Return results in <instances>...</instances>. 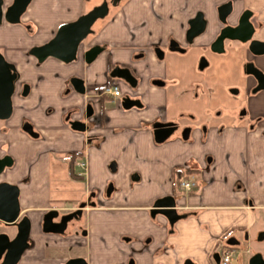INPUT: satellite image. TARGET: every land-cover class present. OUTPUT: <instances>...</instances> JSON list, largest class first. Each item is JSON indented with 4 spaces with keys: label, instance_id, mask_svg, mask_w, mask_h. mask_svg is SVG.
<instances>
[{
    "label": "crops",
    "instance_id": "obj_1",
    "mask_svg": "<svg viewBox=\"0 0 264 264\" xmlns=\"http://www.w3.org/2000/svg\"><path fill=\"white\" fill-rule=\"evenodd\" d=\"M40 1L37 0L36 3L39 4ZM77 1L66 0V3L72 5ZM227 1L232 6L230 14H240L244 9L254 14L251 18V23L256 28L254 35L264 39V0H165V11L174 10L180 14L199 12L211 16L217 14V7ZM46 5L48 9H45L50 11L53 6L50 0H46ZM77 15L49 12L31 14L40 17L38 20L41 24L51 18L58 24L72 20ZM124 17V14L114 17L110 15L97 29L96 39L107 45L90 62L83 61L81 57L66 63L47 59L36 67L31 56L20 54V48L13 49L14 51L6 48L7 56L17 62L19 80H25L29 85L27 95L14 94L12 113L0 123V155L8 154L11 158L10 164L0 172V181L17 186L19 215H26L30 221L28 237L32 246L25 249V261L21 264H43L41 257L49 260L47 264H58L59 257L51 255L59 253V245L64 240L66 245L76 244L71 248L66 247V257L69 254H82L89 257L90 263H100L107 256H112L110 251L114 250L113 243L121 233L132 234L138 239L149 235L151 241L155 242L164 236L177 243V252L182 256H191L198 264L205 263L204 256L214 240L230 227L244 228L248 233V242L251 239L249 216L254 211L250 210L264 207L263 173L239 174L245 186L242 183L243 187L236 188L232 186L233 182L228 180V176L224 177L217 169L218 172L209 175L214 178L218 174L219 180L215 187L209 189L204 185L183 197L177 191V167L195 163L193 158L200 162L201 153H195L193 147L191 150L186 147L180 150L174 148L167 152L168 149L165 148L168 145L165 143L169 141L176 145L188 142L179 141L175 137L158 142L153 140L145 123L160 113L157 110L162 104V99L157 97L160 96L159 92L155 96V90L152 93L153 88L143 82L150 88L145 95L149 103L147 108L123 109L119 106L118 98L105 97L101 102L97 101L94 93L106 81L109 69L119 57V51L113 43L115 38L127 32L122 26ZM126 18H130L129 14ZM39 34L41 33L38 32L37 36ZM123 50L126 56L129 49ZM120 60L125 62L126 58ZM72 76L82 79L83 92L74 89L70 82ZM110 79L111 75L107 81ZM87 100L93 112L101 113L105 120L86 130L72 127V119L67 118V113L70 118L79 117L80 109ZM105 101L110 104H104ZM24 119L32 123L38 133L36 136L22 130L21 122ZM261 133L260 130L245 131L240 126L225 127L220 131L214 130L209 135L213 139H209L208 144L215 149L216 154L223 152L226 155L222 158L239 157V160L248 161L264 155V135ZM87 134L92 137L90 141L85 140ZM117 159L139 161L149 171V175L153 176L155 182L152 186L149 183L143 184L131 194V198L145 202H123V197H119L121 202H117L114 194L108 199L104 197L108 195L104 191V185L111 178L107 169H113L115 164L110 161L117 163ZM78 161L83 162L82 166ZM76 165L82 170H77ZM200 174L203 179L210 178L206 173ZM89 191H94L96 203L87 205L84 209V219L90 234L88 247L77 246L78 243L85 244L87 240L66 231V227L63 233H44L40 230L42 215L46 210L56 209L57 216L65 213L85 199ZM166 194L178 197L177 204H186L197 210L196 214L179 219L175 223V230L169 233L159 226V223L164 222L163 215L156 214L152 218L146 212L154 199ZM0 226L1 230L2 221ZM7 230L13 233L14 227L9 226ZM138 247L139 244H136L135 249H139ZM86 252H89L88 255Z\"/></svg>",
    "mask_w": 264,
    "mask_h": 264
},
{
    "label": "flooded vegetation",
    "instance_id": "obj_2",
    "mask_svg": "<svg viewBox=\"0 0 264 264\" xmlns=\"http://www.w3.org/2000/svg\"><path fill=\"white\" fill-rule=\"evenodd\" d=\"M11 1L12 0H1L2 12L11 3ZM36 1L37 0L28 1L19 16V21L17 23H13V25L17 27H7V25L11 26L12 23L6 22L3 18L0 21V53L7 62L12 64L11 69L15 73V77L13 79V89L10 94V112L7 117L0 119V122L9 118L12 113V98L14 94L25 96L29 91L27 81L19 80L20 72L17 70V62L15 59H11L7 56L6 48H9L10 50L20 48V43L17 42V40L21 42V40L29 37L30 35L31 37H37L39 27L34 26L32 22L29 21V17L32 14L31 6L34 5ZM52 1L53 0H50L51 3ZM92 1L93 2L90 6L81 12L82 7L85 4L90 3L91 0H78V3H80V10L76 14H85L94 6L105 3L106 16L101 18V20L106 19L108 14L113 17L124 14V25L122 26L127 30V32L123 35L114 39L117 42L115 41L113 45L117 47L119 57H117L118 59L109 69L106 77L108 78L110 72H112L114 75L111 76V79H114L115 81H112L111 79L107 81L106 78V81L98 87L94 93L98 102H101V100L105 97H109L111 99L118 98L117 100L119 106L123 109L130 107L147 108L149 103L145 99V95L149 93L150 88H147V86L144 85L143 82L145 81V83H147L146 85L151 84L150 87L153 88L152 93L155 90L156 93L159 92V95L163 96L161 112L158 113V115L151 117L145 123V125L150 129L154 141L153 129L156 127L171 128L167 136L161 141L175 137L180 141L190 142L194 139V136L199 135L200 141L205 143L209 139V135H211L214 130L220 131L225 127L232 126L234 128L238 126L243 127L245 131L260 130V132H262L261 134L264 135V39L255 37L254 35L256 28L251 23V18L254 14H251L250 11V14H248V21L252 25L250 38L257 40V44L253 45L255 49L253 51L248 48V41L223 38L222 41L218 43L216 40L221 27L224 24H236L237 19L241 14H226L223 17V21L220 19L219 14H211V16H208V14H200L203 25L200 30H196L197 26L194 19L196 18V13L198 12H194L192 14H180L174 10L166 12L165 0ZM40 2H42L44 7L48 9V6H45L46 0H41ZM54 2L55 1H53V6L55 5ZM74 3L75 2H73L72 5L66 3L64 7H62L63 10H60L59 12L69 13L75 5ZM127 14L130 16L128 19L126 18ZM58 24H61V22ZM56 27L57 24L51 33L45 38L39 41L32 40L27 44L25 54L33 58V64L36 67L41 65L47 59H55L62 63H66L81 57L83 61H85V56H90V52L86 53L85 51L98 46L101 49L92 57L90 60L92 61L103 50H105L107 43L96 39V31L98 28L93 29L91 24V31L78 42L75 57L69 61H63L52 55H47L41 60H38L34 55L28 53V49L32 45L40 44L49 39L55 32ZM14 28H17V32L12 31L16 30ZM22 28H26L27 32H24ZM123 48L129 49L126 52V56L123 54ZM191 52L195 53L194 59L191 60V68L194 71H203L214 62L227 64L225 67L227 75L228 77H232L235 81V83L228 88L231 99H223L221 95L214 97L215 94L206 91L207 102L202 104L200 109L202 110L201 112L198 110L183 109L178 110L175 115H168L164 110V94L167 91L168 85H171L177 80V75L169 70L167 65L171 62H177L181 59L180 57L187 56ZM123 58H126V61L120 62V59ZM236 64L238 66V71L231 73L232 70L230 69V66ZM123 68H126L128 72L123 70ZM207 80L209 79L207 78ZM111 83H114L117 86L118 92L115 95H110L103 91V88ZM198 87H200V82L196 80L190 88L191 97L195 100L198 98ZM141 88H145L143 92L141 91ZM64 91L66 92V86L64 87ZM80 110L79 117L70 118L69 113H67V118H69V120L72 119L82 122L84 125L83 130L92 126H97L102 122V120H105V117L103 118L101 113L93 112L92 106L88 100ZM201 113L205 115L203 118L198 116ZM64 118L66 120V112ZM26 123L30 124L31 129L35 132V134L29 133L25 130V128H23ZM21 128L30 135L36 136L38 134L33 128L32 123L27 119H24L21 122ZM90 138H92L90 134H87L85 140L90 141ZM205 157L203 156V158H200L202 159L204 165L209 164L212 161L211 156L206 154ZM259 157H256V159H259ZM193 160L196 162L191 165L188 164L186 166L182 165L177 167L180 174L177 188L178 185L182 187L179 184L181 179H187L192 182L188 187H182L184 189L183 197H186L188 192L196 190H191L192 187L197 186L198 190L200 185L207 184L210 181V179H208V181L202 182V180L195 178L194 175L199 173V161L197 158H193ZM241 161H243L247 166V170L245 171L248 173H258V167L252 165L254 161H247L243 159ZM256 161L257 160H255V163ZM4 168L5 167H3L1 171ZM261 171L264 174V168L261 169ZM134 177L137 176L134 175ZM232 186L238 188L242 186V184L239 182V185L237 186L232 183ZM109 188H112L111 183H108L105 187L104 191L106 194H109V192L107 193ZM171 195L174 197V207L176 208V212L184 213V216L169 222L163 215L164 222L159 223V226L164 232L168 233L175 230V223L179 219L185 218L191 214L194 215L197 211L195 207H191L186 204H177L179 202V198L174 196V194ZM93 196L94 191H89L87 197L79 202L84 203V205L79 208L80 210L74 211L78 205L73 209L66 210V213L72 210L74 211L66 220V231L69 230L87 240L85 241V244L78 243L77 246L79 247H83L84 245L88 247L89 245L88 239L90 238V234L84 219V209L87 205H93L96 203ZM247 201L250 202V199ZM150 208L151 206H148L146 209L148 215H151ZM156 214L160 213H154L151 215L152 218H154ZM59 215H56L54 219L57 220ZM83 222L84 225L82 224ZM8 227V225L3 224V228L1 230H7ZM40 230L44 233L49 232L42 229L41 223ZM237 230L240 231V235L235 233ZM63 231L61 233H63ZM13 233L9 232V235L12 236ZM263 237V231H259L257 239L260 240ZM26 241L27 246L23 248L15 264H21L25 261L24 251L28 247L32 246V242L29 240L28 235ZM245 242H248V233L244 228L230 227L226 229L214 240L212 246L208 252H206L204 256V264H226L229 259L225 263L221 262V256L226 250L232 252L231 256L236 253L235 259L237 264H248L249 256L259 251H249ZM136 244H139V249H135ZM73 246H76V244L66 245V240L61 241L59 245V253L51 256L59 257L58 264H65L67 258L74 256H80L84 258L86 264H92L89 262V257L82 254H69L66 257V247L71 248ZM149 246L151 249H148ZM113 248L114 250L110 251L112 254L111 257L107 256L103 261L96 264H198L197 260L191 256H182L179 252H177V243L165 239L164 236L155 242L151 241V237L149 235L142 236L138 239L132 234L121 233L115 239ZM88 253L89 252H86L87 255ZM2 255L3 253H1L0 257H2ZM42 256H44L43 252ZM41 258L42 261H44H41L43 264L49 263V260L45 257Z\"/></svg>",
    "mask_w": 264,
    "mask_h": 264
},
{
    "label": "water",
    "instance_id": "obj_3",
    "mask_svg": "<svg viewBox=\"0 0 264 264\" xmlns=\"http://www.w3.org/2000/svg\"><path fill=\"white\" fill-rule=\"evenodd\" d=\"M29 0H12L11 3L2 12L1 0H0V21L3 18L8 23H17L19 16L24 10ZM232 11L231 2L227 1L217 7V14L223 21V17L226 14H230ZM106 5L101 3L94 6L85 14H80L75 19L58 24L53 35L46 41L32 45L28 49V53L34 55L38 60H41L47 55L55 56L63 61H69L75 57V51L78 42L91 31V24L95 20L101 19L106 16ZM196 30H200L203 25L200 14L196 13ZM241 15L237 19V23L234 25L224 24L219 34L216 37L218 43L223 38L238 39L240 41H248V48L255 50L253 45L257 44V40L250 38L252 25L248 21V14L250 12L244 9ZM98 46L88 49L90 56H85V61H90L92 57L100 50ZM12 64L7 62L3 55L0 53V119L7 117L10 112V94L13 89V79L15 77L14 71H12ZM126 72L128 70L123 68ZM113 76L114 73L110 72ZM75 90L83 92L84 87L82 79L76 76L70 78ZM70 125L74 128L83 130L84 125L78 120H71ZM29 133L35 134L32 131L29 123L23 126ZM171 128L169 127H156L153 129V135L155 141L163 140L169 133ZM185 136V135H184ZM11 162V158L8 154L0 156V171L4 166H8ZM110 191L107 190V193ZM18 188L15 184L8 183L6 181H0V221L3 224L14 227V233L9 235V230H0V264H15L21 251L27 246V235L30 227V221L26 215H19L18 205ZM84 205L83 202L79 203L74 211L80 210L79 208ZM69 211L61 213L57 220L53 217L57 215L56 209H48L42 215L41 225L44 231L62 232L66 227V220L74 212ZM150 213H160L164 215L169 222L174 221L177 218L184 216V213H177L174 207V197L171 194L162 195L157 197L152 202ZM261 236V235H260ZM65 264H86L84 258L80 256L69 257L66 259ZM248 264H264V258L259 252L251 254L248 258Z\"/></svg>",
    "mask_w": 264,
    "mask_h": 264
},
{
    "label": "rangeland",
    "instance_id": "obj_4",
    "mask_svg": "<svg viewBox=\"0 0 264 264\" xmlns=\"http://www.w3.org/2000/svg\"><path fill=\"white\" fill-rule=\"evenodd\" d=\"M53 1H55L54 2L55 5L52 7V10L50 9L51 11H47L42 2H40L39 4L35 3L34 5L31 6L32 14H47L48 12L49 14H76L80 10V7H79L80 3H78L77 1L74 3L75 5L72 7L69 13L59 12L60 10H63L62 7H64V5L66 4V0H53ZM53 1H52V4H53ZM92 2L93 1L91 0L90 3L85 4L82 7L81 12L83 10H86ZM79 15L80 14H78L77 16ZM108 17H110V14H108L107 18ZM29 18H30L29 21H31L34 26H37V27L39 26L38 32H40L41 34H39V36L37 37L35 36L31 37L30 35L29 37L21 40V42L17 40V42L20 43L19 44V47L21 49L20 54L22 55H26L25 48L30 41L32 40L39 41L41 37L47 36V34H50V30L52 29L54 24H56L54 18H51L50 21L48 20L43 21L44 22L43 24H41L39 22L40 20H38L40 19V17L30 16ZM104 20L105 19L96 20L92 24V28L93 29L99 28L102 24L106 22ZM45 24H48V25H45ZM12 25L11 26L7 25V27H17V26H14V25L12 26ZM14 29L16 30H12V31L17 32V28H14ZM23 31L27 32L26 28H24ZM194 56H195V53L191 52L187 56L180 57L181 59L178 60L177 62L175 63L171 62V63H168L167 65L168 69L177 75V80L171 85H168L167 91L164 94V97H165V100L163 101L164 110L167 112L168 115H175L177 114L178 110H183V109L184 110H195V111L198 110L199 112H201L202 110L200 109H201L202 104L207 102V98H206L207 92L206 91L211 92L212 94H215L214 97H217V95H221L223 99H231V95L228 92V88L232 84H234L235 81L232 77H228L227 75V70L225 68L227 64L226 63L219 64L217 62H214L213 64L208 66L203 71H194L191 68L192 66L191 60L194 59ZM237 68H238L237 64L230 66V69L232 70L231 73L238 71ZM207 78L209 80H207ZM196 80L200 82V87H198V96H197L198 98H196L195 100L191 97L190 88L192 84L194 83V81ZM149 86H151V84ZM144 89L145 88H141V91L143 92ZM154 95L157 96L156 92H154ZM157 97L160 100L163 98L162 95L157 96ZM104 104H110V102L105 101ZM162 105L163 104H161V107L157 109L160 112L162 110ZM198 116L203 118L205 115L201 113ZM209 139H211L212 141L213 138L209 137ZM209 139L205 143H203L200 141V136L196 135L194 136V139L191 140V142L177 144V145L173 141L168 140L169 142L165 143V145H168L167 148L165 149H168L167 150L168 152L174 148L176 150H180L186 147L188 150H191V147H193V151L195 153L197 151L201 153L200 157L203 158V156L205 157L206 154L208 156H211L212 161L209 164L204 165L202 162V159H200V162L198 165L199 173H196V175H194L195 178H197L198 180L199 179L202 180V182L208 181V179L206 178L203 179L200 174L201 172L206 173L208 177L213 178L212 175L209 176L210 173L218 172L217 169H219L220 174L222 173L224 177L228 176V180L233 182L234 185L238 186L240 182L241 184L243 183L245 186L244 180L239 176V174L243 176L247 173V171H245L247 170L246 164L243 161L239 160L238 159L239 157H234L233 159H227V158H222L225 155L223 152H221V154H219L220 152L216 154L215 149L210 148L211 146L209 147V144H208ZM197 147L199 148L197 149ZM251 160L254 161L252 165L258 167L259 171L257 172L261 174L262 173L261 169L264 168V155H261L259 159L253 158ZM255 160H257L256 163H255ZM216 161H218L219 164ZM110 162L114 163L115 167L113 169L108 167L107 169L109 174H111V178L108 179V181H106L104 185V190L108 183L112 184V189L110 193L104 197L108 199L114 194V197H117V199H115L117 200V202H121V199H118L119 197L120 198L123 197V202L124 201L132 202V203L145 202L141 200L138 201L136 200V198H131L132 197L131 194L134 190L137 191L138 188H141L143 184L149 183V185L151 186L153 185L155 181H154L153 176L149 175L148 173L149 171L146 168H144L141 165V162L139 161L138 162L137 161H127L124 159L123 161L122 160L118 161L117 159V163H115V161L113 160H111ZM78 166L76 165L77 170H82V168ZM136 174L138 175V177H134V175ZM218 180L219 178L217 174L213 178L211 183H207V185L202 184L200 185V187L205 185V188L211 189L212 187H215V184L218 183ZM194 189H197V186H194L191 188V190H194ZM183 190L184 189L178 185L177 191L181 194V196H184ZM252 208H254V206ZM250 211H254V212H252L249 216L250 218L249 231L251 233L250 235L251 239L249 242H245L246 247L248 248L249 251H253V250L259 251L264 257V237L260 240L257 239V235L259 231H263L264 233V207H257V208L255 207L254 209H251ZM82 224L84 225V222ZM235 233L237 235H240L239 230L235 231ZM235 255L236 253H234V255H232L231 257H229V260L226 264H237Z\"/></svg>",
    "mask_w": 264,
    "mask_h": 264
},
{
    "label": "built area",
    "instance_id": "obj_5",
    "mask_svg": "<svg viewBox=\"0 0 264 264\" xmlns=\"http://www.w3.org/2000/svg\"><path fill=\"white\" fill-rule=\"evenodd\" d=\"M103 91L110 94V95H115L117 94L118 90H117V86L114 84V83H111V84H108L106 85L104 88H103ZM78 164L80 166H82L83 162L82 161H78ZM192 182L190 180H187V179H181L179 184L182 186V187H188ZM231 251L229 250H226L224 251V253L222 254L221 256V262L222 263H225L229 257L231 256Z\"/></svg>",
    "mask_w": 264,
    "mask_h": 264
},
{
    "label": "trees",
    "instance_id": "obj_6",
    "mask_svg": "<svg viewBox=\"0 0 264 264\" xmlns=\"http://www.w3.org/2000/svg\"><path fill=\"white\" fill-rule=\"evenodd\" d=\"M179 177H180V174H179V172L177 171V181H178Z\"/></svg>",
    "mask_w": 264,
    "mask_h": 264
}]
</instances>
